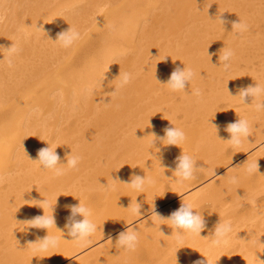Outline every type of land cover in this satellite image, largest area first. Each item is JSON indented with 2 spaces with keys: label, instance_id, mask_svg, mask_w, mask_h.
Returning a JSON list of instances; mask_svg holds the SVG:
<instances>
[{
  "label": "bare ground",
  "instance_id": "1",
  "mask_svg": "<svg viewBox=\"0 0 264 264\" xmlns=\"http://www.w3.org/2000/svg\"><path fill=\"white\" fill-rule=\"evenodd\" d=\"M255 1L0 0V14L6 16L5 23L0 24L1 111L8 112L14 104L16 107L22 97L29 100L26 103L31 107L25 116L11 114L12 119L0 114V122L14 124L11 131L16 136L8 133L7 141L19 137L24 143L8 148L14 166L9 167L4 178L9 183L8 191L0 189V208L10 206V193L15 190L17 221L0 225V264H141V260L160 264L166 255L195 254L192 245L200 242L199 236L185 233L178 242L171 222L151 217L152 209L157 212L167 207L171 199L184 197L183 201L192 202L194 211L202 216L214 214L212 205H203L206 198L213 199V189L217 192L215 198L220 193L238 196L247 182L243 180L247 164L264 158V112L255 111L253 97H247L249 105H245L237 96L241 88L264 85V14L263 6ZM219 17L226 21L224 25L219 23ZM240 20L249 25L242 37L237 33L222 35ZM260 24L263 25L259 29ZM70 27L82 36L65 49L55 41ZM13 45L19 51L11 56L13 67L9 68V48ZM224 47L235 52L231 67L235 75L221 67L219 56ZM251 59L258 61L252 64ZM241 63L248 67L257 65L248 74L253 78H247L246 83L239 80L243 74L237 66ZM136 66L145 70L142 76L133 74ZM176 67H187L196 73L192 83L186 84L185 92H172L166 85ZM125 72L132 73L134 79L111 96L119 84V75ZM89 88H94V94L87 93ZM196 88L201 89L202 97L191 94ZM164 91L179 95L182 100L167 99ZM30 94H37L36 99L30 101ZM35 108L38 113L32 112ZM62 111L67 114V123L80 119L75 112L87 113L79 123L81 130L73 151H63L74 143L70 136L50 128V122L63 124L58 121ZM239 118L250 121L253 134L240 148H233L227 142L230 134L225 127ZM175 126L186 133L183 144L166 146L157 139L152 147L155 137L148 135L163 137L166 128ZM54 136L64 146L60 162L66 164L72 152L82 157L78 166H84L85 171L78 173L76 168L65 166V174L56 177L51 170L43 169L36 161L38 152L29 147L37 143V137L51 141ZM35 148L42 147L36 144ZM182 152L192 155L197 165L204 168L195 180L183 185L176 183L174 176L176 158ZM30 155L34 166L28 172L31 175L24 176H33L34 180L29 189L18 191L24 179L18 171L23 170L22 161ZM244 157L249 158L242 161ZM228 169L229 173L219 176ZM134 175L148 176L156 183L144 193L136 192L123 183L131 182ZM261 175L253 183L249 202L264 198V174ZM233 176L238 178V184L229 182ZM216 177L218 180L213 181ZM117 178L120 182L112 180ZM107 184L112 189L106 188ZM160 190L162 194L158 195ZM23 194L30 200L28 203L19 200ZM125 198L129 199L126 203ZM44 199L51 207L40 203ZM79 200L93 211L92 219L98 226L92 243L86 247L72 241L65 227L70 215L66 206L78 205ZM135 202L142 205L140 216L128 208ZM172 212L169 207L158 213L167 218ZM4 214L10 216L9 212ZM44 214L54 215L56 221V227L48 232L29 223ZM251 221L244 230L233 225L238 232L236 236L232 233L235 246L240 247L238 252L243 250L242 256L251 250L264 261V216ZM127 224H135L132 228L139 232L135 251L116 245L118 235L129 228ZM13 225L18 226L19 236L8 235L15 229L11 228ZM48 234L59 238V247L34 251L38 245L32 243ZM248 238L256 239L258 245L247 244Z\"/></svg>",
  "mask_w": 264,
  "mask_h": 264
},
{
  "label": "clouds",
  "instance_id": "2",
  "mask_svg": "<svg viewBox=\"0 0 264 264\" xmlns=\"http://www.w3.org/2000/svg\"><path fill=\"white\" fill-rule=\"evenodd\" d=\"M225 22V20L219 17L220 24L224 25ZM232 27L233 31H235L238 35H243L247 31H249V25L241 20L239 22L233 23ZM81 36V32L70 27L69 30L58 34V38L55 42H57L61 47L69 49L81 39ZM18 51L19 50L14 45L9 48V68L13 67L11 56L17 54ZM234 56L235 52L233 49L225 47L222 49L219 56V61L223 63V69L225 72H229L231 70L232 60ZM195 76L196 73L190 68L185 67L184 69H181L180 67H176L172 71L166 85H168L170 91L172 92H185L186 84H191ZM133 79V74L129 72L123 73L122 76L119 75V84L115 87V91L111 92L110 95L116 96L120 89L129 85ZM87 93L94 94V88L87 89ZM191 94L196 97H202L203 95L201 89L199 88L194 89ZM237 96L239 97L240 102L245 105H249L248 103H246V98L253 97L254 100L251 104L254 103L255 111L257 113L264 112V100H261V97H264V85L256 83L255 86L241 88ZM32 112L38 113L39 109H32ZM225 131L230 134V139H228L227 142L233 148H240L245 141H249V137L253 134V127L248 119L239 118L236 122L229 123L225 127ZM164 132L165 135L159 138L156 137L155 134L148 135L155 137V140L152 142V147H154L157 139H159L160 142L166 146H179L183 144L187 139L186 133L176 126L168 127L164 130ZM157 152H159V149ZM81 160L82 157L80 155L73 154L71 152V154L67 156V163H61V157L57 154L56 148L48 146L38 150L36 161L39 162L43 169L51 170L54 176L60 177L65 174V166L69 169H75L77 168ZM175 163L176 167L174 170V176L176 177V183L181 185L185 184V182L195 180L196 174L198 172L204 171L203 167L197 165V161L192 155L186 154L184 152H182V154L176 158ZM257 172H259L258 161L247 164L246 173L248 175H253ZM112 180L114 182H120L118 178ZM3 181L4 177L0 176V183H2ZM229 182L235 185L239 183V180L237 177L233 176ZM123 183L130 186L131 189L136 192L144 193L146 191V188L154 186L156 181L148 176L142 178L139 175H134L131 179V182ZM105 187L112 189L113 186L107 184V186ZM40 203L42 205L51 207L47 199H44ZM66 207L70 212V215L67 218L68 222L65 225V227L68 229V235L71 236L73 238L72 241L76 242L80 247H86L87 245L92 243L91 238L98 231V226L92 219L93 211L89 207L82 204L81 201L78 205H67ZM128 208L131 209L133 215H141V203L135 202V206H133L131 203L130 207ZM194 209L195 205L192 202L185 203L182 200L179 209L173 211L169 217H162L159 213L155 212L154 208L152 209L151 217H156L161 221H170L171 225L176 230L178 242H180L185 233L201 236V232L206 227L203 216L197 211L194 212ZM77 217H83V219L81 220ZM29 223L31 227L37 229H46L47 232L50 228L54 226L56 227L54 215L49 216L44 214L43 216H37L33 218ZM233 230L234 228L231 221L220 222L215 228V234L212 239V244L214 246L227 244L231 234L233 233ZM59 243V238L50 236L48 234L46 238L32 244L38 245V247L34 249V251L47 252L50 249L59 247ZM138 244L139 232L138 230L130 227L127 228L126 231L121 232L116 240V245L123 248L125 251H135ZM197 264H204V262L198 261Z\"/></svg>",
  "mask_w": 264,
  "mask_h": 264
},
{
  "label": "rangeland",
  "instance_id": "3",
  "mask_svg": "<svg viewBox=\"0 0 264 264\" xmlns=\"http://www.w3.org/2000/svg\"><path fill=\"white\" fill-rule=\"evenodd\" d=\"M255 2L257 4L263 6V11L262 12L264 14V2L262 3L261 0H260V2H258V0H256ZM5 6H7V5H5ZM1 15L2 14H0V24H3V23H5L6 16L4 14L3 15L5 17H3ZM230 23L227 25V28L231 26ZM262 25L263 24L258 25V28L260 26H262ZM261 28H263V30H264V27H261ZM259 29L257 30L258 32L261 31ZM1 31H2V29H0V32ZM234 33H236V32L233 31V27H232L230 31L226 30V31H224V33L222 35H224L225 37H229L230 35H233ZM240 36L242 37L243 35H240ZM253 61L257 62L258 59H256V60L251 59L250 60L251 63ZM220 64H221V67L223 68V63L221 62ZM141 67L142 66H140V67L136 66L133 69V74H140L142 76L143 72L145 70L141 69ZM253 67L256 69L257 65L255 64V66L253 65V66L248 67L247 65H245V63H241L240 65L237 66V68L239 69L241 74H243V75H241L239 77L240 82L246 83L248 81L247 78H253L252 75L251 76L248 75ZM149 72L147 71L146 73H149ZM235 72L233 70L229 71V73H231V75L232 74L235 75ZM249 81H252V80H249ZM164 93H165L164 97L167 98V99L168 98H171V99L177 98L178 100H182V97L180 98L179 95L171 94V93H169L167 91H164ZM36 95L37 94H30L28 99L31 98L30 101H32L33 97H35V99H36ZM28 101H25V98L22 97L19 100L18 104L16 103V107H15V104H14V106H11L12 108L8 112L1 111L3 108L0 107V114H3V116H5L6 118H11V119H12L11 116L13 114H14V116L15 115H17V116H25L27 111L31 109V107H29L30 104H27ZM75 113H78L80 115V119H76L75 123L71 122V121H70L71 123H67V121L64 122V117L67 116L66 112H64V111H62L60 113L59 118H58V121L61 120L60 122H62L63 124H56V123L50 122V128L53 130V132L59 131L60 135H62V136H64V135L67 136L68 135V136H70V140L74 141V143L72 145L68 146L66 149H63L64 152L67 151V150H72V151L74 150V148H72V146L75 145V143H76L75 141H77V136H79V132L81 130V127H80L79 123L83 121L82 119L85 120V114H87V113H82L80 111L75 112ZM75 118H77V117H75ZM13 129H14V124L13 123H9L8 121L0 122V142H1V145H0V176H3L4 178L7 177L6 173L9 170V167H11V169H12V166H14L12 164V160L10 158L11 157L10 153H8V151H9L8 148H11L12 146H14V147L18 146L19 147V146L24 144L19 137L18 138L14 137L12 142L7 141L8 133H10V134L13 133V135L16 136L15 135V131H11ZM15 129H16V127H15ZM96 131L97 130H95L94 132H96ZM55 137L56 136L52 137L53 140H51V141H49V139L47 141L43 140L41 137L35 138L36 141H37V143H36L37 147L40 146V147L44 148V147L52 146L53 148H56L57 154L60 155V153L62 152L61 150H62V148L64 146L62 145V143L60 141H56ZM70 140H68V141H70ZM29 143H34V142L31 141ZM36 144L30 145L29 148L32 147V148H34L35 152H38V150L40 148H35ZM6 145H9V146L7 147ZM262 146L264 147V144ZM262 146H260V147H262ZM32 155H33V153H32ZM32 155H30L28 158H26L24 161H22L23 162V170H20V171L17 170L20 175H23V176L25 174L31 175L28 172L32 171L31 168H33V166H34L33 165ZM246 158H249V157H244L241 160L244 161ZM258 165H259V172L255 173L253 175H248L247 173L245 174V178L243 180H247V182L245 183L244 189L241 190V193L238 196H233V195L220 193V194L216 195V198H218L219 195L222 194L220 196L219 201H217V199L215 198V194L217 192H216V189H213V191H212V192H214L213 195H212L213 197L211 196L213 199L206 198L203 201V205H205V206L207 204L209 206L212 205L216 213H214V214L210 213L211 215L210 214H206V215L203 216V218L205 220V223H206V227L201 232V236H199L200 242L194 243L192 245V248L194 249L195 254H194V252L191 253V254L190 253H186L185 254V252H183V254L185 256H183L181 253L178 254L179 255L178 256L177 254L173 253V256L172 255L164 256L161 259L160 264H174V263L175 264H192L193 262H194L193 264H197L198 261H200V260L202 261L203 259H204L203 262L205 264H207L208 260H210V261H208V264H249V262H247V261H249L250 259H252V258L253 259L261 258L260 254L253 253V252H251V250L245 252L243 256H242V254H243L242 251L243 250L240 251L242 253L237 251L238 250L237 248H240V247L235 246V243L237 241L235 240L236 238L233 236V234H235V236H236V234L238 232L237 231L235 232L234 230H233V234H231L233 237L230 236L227 244H222L220 246H214L212 244V239H213L214 234H215V228L218 226V224L220 222L231 221L232 224L235 227L237 225V227H240V229L242 228L244 230V228L247 226V222H252L251 221L252 219H253V221H256V220L259 221L260 216H261V218H262V216H264V198H263L264 196L262 197L263 199L261 201L256 200L255 203H252V202L248 201V198H250L253 195V193H254V190L252 189L253 183L258 181L259 177L262 176L261 174H264V158H262L259 161ZM232 168H233V166L230 167L229 169H232ZM229 169L226 170V172H223L222 174H220L219 176L229 173L228 172ZM85 170L86 169L84 168V166H78L76 168V172H78V173H82ZM17 171H15V173ZM15 173H10L9 175H12V174H15ZM13 176L15 178H17L16 175H13ZM218 177H216L217 179L216 178L213 179V181L218 180ZM33 180H34L33 176H31V177H25L24 176L22 184L20 185V187H18V188H20L18 191L24 190L26 188L29 189V185H30L29 183H32ZM209 183H212V180ZM209 183H207V184H209ZM207 184H205V185H207ZM8 185H9L8 182L3 181L2 183H0V189H5V190L8 191V188H7ZM205 185L201 186L199 190L203 191ZM219 185L220 184H218L216 186H219ZM12 192L10 193L11 196L9 198V199H11V202H8V204L11 207H13L15 210H12L10 208V206L9 207H5L3 209L0 208V225H3L4 221H9L10 220L12 223L15 222V220L17 221V209L15 208V206H16L15 205L16 191L12 189ZM157 194L161 195L162 194V190H160ZM19 200H24L23 203H26V202L28 203L30 201L29 199H27V197L24 194H23L22 197L19 198ZM128 200H129L128 198H125L123 200V202L126 203V202H128ZM181 200H184V197L183 198L179 197L177 199H171V201H169V203L167 204V207L164 206L165 208L164 207L161 208L160 210L157 211V213L160 212V211H163L164 209H169V207L172 208V211L178 210L179 207L181 206V203H182ZM5 212H9L10 216L9 215H5L4 214ZM215 214H217V215H215ZM148 217L150 218V216H148ZM24 218L25 219L26 218L29 219V217L26 216V215L24 216ZM19 221H20V219H19ZM128 225H129L130 228H132V226H135V224H133V225L127 224V226ZM17 227L14 226V225L11 226V228H15V229H11L10 228L11 231H10V233L8 235L11 236V237L12 236H14V237L15 236H19V231L20 230ZM235 230H237V228ZM233 239H234V241H233ZM255 240L256 239H254V238H248L247 239V244L253 242V243H256V245H258V242H255ZM259 244H260V242H259ZM207 246H210L209 247L210 250H207ZM178 249H180V248L177 246V250ZM174 250H176V249H174ZM256 250H258V249H256ZM80 256H82V255H80ZM77 258H79V256ZM141 264H145V263L141 260ZM250 264H261V261L254 262V261L251 260Z\"/></svg>",
  "mask_w": 264,
  "mask_h": 264
}]
</instances>
